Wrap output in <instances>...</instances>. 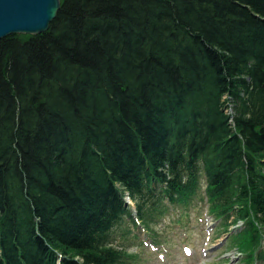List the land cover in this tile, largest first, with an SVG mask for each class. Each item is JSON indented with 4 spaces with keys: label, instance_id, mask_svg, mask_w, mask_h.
Returning a JSON list of instances; mask_svg holds the SVG:
<instances>
[{
    "label": "trees",
    "instance_id": "16d2710c",
    "mask_svg": "<svg viewBox=\"0 0 264 264\" xmlns=\"http://www.w3.org/2000/svg\"><path fill=\"white\" fill-rule=\"evenodd\" d=\"M58 11L0 40V264H134L195 200L264 264V0Z\"/></svg>",
    "mask_w": 264,
    "mask_h": 264
},
{
    "label": "rangeland",
    "instance_id": "374dc122",
    "mask_svg": "<svg viewBox=\"0 0 264 264\" xmlns=\"http://www.w3.org/2000/svg\"><path fill=\"white\" fill-rule=\"evenodd\" d=\"M126 202L133 209L134 204L129 200ZM190 208L180 226L176 221L184 213L182 210L172 211L159 222L156 231L160 234L159 241L164 244L158 249L151 247V244L138 247V242L149 244V236L141 227L130 228L131 236L138 238L129 249L130 254L138 255L134 264H240V253L226 245V241L218 246L222 240H216L217 226L206 216L205 201L195 200ZM221 236L223 239L226 235Z\"/></svg>",
    "mask_w": 264,
    "mask_h": 264
},
{
    "label": "water",
    "instance_id": "95a60500",
    "mask_svg": "<svg viewBox=\"0 0 264 264\" xmlns=\"http://www.w3.org/2000/svg\"><path fill=\"white\" fill-rule=\"evenodd\" d=\"M59 7L60 0H0V40L47 32Z\"/></svg>",
    "mask_w": 264,
    "mask_h": 264
}]
</instances>
